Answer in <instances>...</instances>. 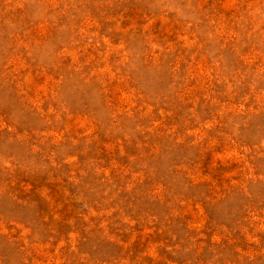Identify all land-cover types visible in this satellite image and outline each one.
Wrapping results in <instances>:
<instances>
[{
  "label": "rangeland",
  "instance_id": "rangeland-1",
  "mask_svg": "<svg viewBox=\"0 0 264 264\" xmlns=\"http://www.w3.org/2000/svg\"><path fill=\"white\" fill-rule=\"evenodd\" d=\"M0 264H264V0H0Z\"/></svg>",
  "mask_w": 264,
  "mask_h": 264
}]
</instances>
